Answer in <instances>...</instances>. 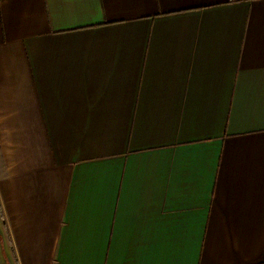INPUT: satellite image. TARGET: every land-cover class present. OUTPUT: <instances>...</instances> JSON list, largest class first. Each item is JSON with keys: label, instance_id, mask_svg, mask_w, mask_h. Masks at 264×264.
Segmentation results:
<instances>
[{"label": "crops", "instance_id": "crops-1", "mask_svg": "<svg viewBox=\"0 0 264 264\" xmlns=\"http://www.w3.org/2000/svg\"><path fill=\"white\" fill-rule=\"evenodd\" d=\"M0 264H264V0H0Z\"/></svg>", "mask_w": 264, "mask_h": 264}]
</instances>
